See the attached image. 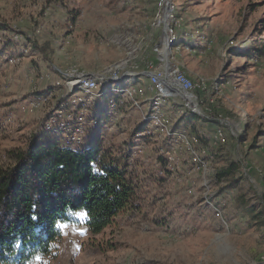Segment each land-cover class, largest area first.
Here are the masks:
<instances>
[{"label":"rangeland","instance_id":"obj_1","mask_svg":"<svg viewBox=\"0 0 264 264\" xmlns=\"http://www.w3.org/2000/svg\"><path fill=\"white\" fill-rule=\"evenodd\" d=\"M161 2L0 0V165L44 130L59 131L64 142L60 70H96L128 57L129 69L149 73L163 63L155 50L167 23ZM173 4L172 61L204 82L202 107L210 110L208 117L186 114L173 127L197 135L202 160L190 161L182 149L169 164L148 142L151 159L137 161L135 197L110 226L92 234L83 224H64L55 254L24 264H264V0ZM159 50L166 52L163 40ZM31 100L38 101L30 110ZM98 104L94 114L105 115V100ZM124 113V128L106 136L119 157L138 120L132 109ZM230 161L241 176L233 188L216 177Z\"/></svg>","mask_w":264,"mask_h":264},{"label":"trees","instance_id":"obj_2","mask_svg":"<svg viewBox=\"0 0 264 264\" xmlns=\"http://www.w3.org/2000/svg\"><path fill=\"white\" fill-rule=\"evenodd\" d=\"M52 133L35 134L0 165V264L54 255L62 237L58 225L80 223L100 233L135 197L137 183L126 173L125 157L102 145L98 129L80 149ZM238 174L239 163L230 161L216 177L233 188Z\"/></svg>","mask_w":264,"mask_h":264},{"label":"built area","instance_id":"obj_3","mask_svg":"<svg viewBox=\"0 0 264 264\" xmlns=\"http://www.w3.org/2000/svg\"><path fill=\"white\" fill-rule=\"evenodd\" d=\"M169 6L166 23L170 37L168 50L162 53V58L160 57L163 63L151 72L139 73L129 69L128 57H125L96 70L75 66L62 69L59 71V79L55 82L57 90L61 92L58 108L62 111L60 114L66 115L59 129L64 133L63 144L67 147L82 148L85 145L84 137L92 136L102 126L103 116L107 122V133H100V137L102 145L108 147L111 145V140L106 137L108 132L124 128V125L120 124L126 116L124 112L132 109L137 114L136 125L129 129L130 135L120 145L125 157L126 173L135 183L137 161L151 159L147 150L148 142L155 141V151L152 155L169 164L182 158V149L187 150L190 161H201L199 153L204 152L197 151V135L190 132L187 126L182 130L173 127L175 121L186 114L208 117L206 114H210V110L202 107L204 97L201 87L204 82L200 79L196 83L184 71L181 63L172 61V46L176 37L173 27H170V22L175 21L173 0H169ZM107 83L111 84L109 88L104 86ZM108 94L112 96L109 97ZM103 99L106 114L96 116L93 110L99 107L98 102ZM37 101L31 100L30 110L36 106ZM66 107L69 109L66 110ZM90 129L94 130L90 132ZM115 136H118L117 133ZM214 137L217 143L224 141L220 129Z\"/></svg>","mask_w":264,"mask_h":264},{"label":"bare ground","instance_id":"obj_4","mask_svg":"<svg viewBox=\"0 0 264 264\" xmlns=\"http://www.w3.org/2000/svg\"><path fill=\"white\" fill-rule=\"evenodd\" d=\"M164 3H163V5L161 6V8H162V13H161V20L162 21H164L165 23H166V21H165V15H166V13H167V20H168V11L167 10H169L168 8H169V3L167 2V0H164L163 1ZM160 8V9H161ZM163 38V39H162ZM169 34H168V31L166 30V24H164V32H163V34H162V37H161V42H162V40H163V42L165 43V47H166V52H167V50H168V42H169ZM161 42H160V44L159 45H157L156 46V48H155V50H156V52L158 53V54H160V55H162V53H164V51H160L159 50V46L161 45ZM162 48V47H161ZM162 50V49H161ZM165 52V53H166ZM171 70L169 69V72H170Z\"/></svg>","mask_w":264,"mask_h":264},{"label":"snow or ice","instance_id":"obj_5","mask_svg":"<svg viewBox=\"0 0 264 264\" xmlns=\"http://www.w3.org/2000/svg\"><path fill=\"white\" fill-rule=\"evenodd\" d=\"M80 215H81V218H83V214H80ZM58 227L63 228V227H67V225H58Z\"/></svg>","mask_w":264,"mask_h":264}]
</instances>
